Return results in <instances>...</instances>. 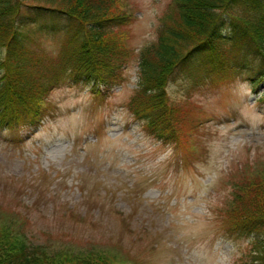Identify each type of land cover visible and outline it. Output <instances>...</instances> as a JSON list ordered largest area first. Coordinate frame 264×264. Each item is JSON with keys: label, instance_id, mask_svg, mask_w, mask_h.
<instances>
[{"label": "rangeland", "instance_id": "374dc122", "mask_svg": "<svg viewBox=\"0 0 264 264\" xmlns=\"http://www.w3.org/2000/svg\"><path fill=\"white\" fill-rule=\"evenodd\" d=\"M120 1L124 81L63 80L40 125L0 128V238L56 259L250 264L255 236L228 235L226 207L238 175L264 168V82L255 87L246 71L214 86L192 85L202 70L175 76L167 92L183 106L188 124L177 130L188 137L156 139L126 103L171 0ZM37 41L57 55L64 36Z\"/></svg>", "mask_w": 264, "mask_h": 264}, {"label": "trees", "instance_id": "16d2710c", "mask_svg": "<svg viewBox=\"0 0 264 264\" xmlns=\"http://www.w3.org/2000/svg\"><path fill=\"white\" fill-rule=\"evenodd\" d=\"M160 20L156 42L141 51L127 108L146 133L181 141L183 106L167 92L175 76L202 70L192 85L214 86L246 71L255 87L264 82V0H171ZM128 22L120 0H0V128L38 125L44 100L63 80L122 83L119 28ZM58 32V56L38 46L40 34ZM226 208L227 234L254 235L250 264H264V168L238 175ZM25 249L0 238V264H109L101 255L56 259Z\"/></svg>", "mask_w": 264, "mask_h": 264}]
</instances>
